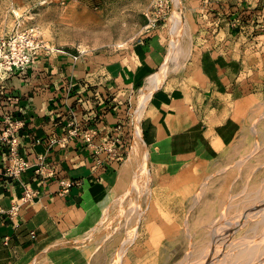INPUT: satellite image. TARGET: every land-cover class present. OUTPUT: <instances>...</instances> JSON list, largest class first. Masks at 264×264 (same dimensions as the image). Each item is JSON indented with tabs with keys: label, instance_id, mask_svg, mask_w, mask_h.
I'll return each instance as SVG.
<instances>
[{
	"label": "crops",
	"instance_id": "1",
	"mask_svg": "<svg viewBox=\"0 0 264 264\" xmlns=\"http://www.w3.org/2000/svg\"><path fill=\"white\" fill-rule=\"evenodd\" d=\"M228 6L231 17L226 25L232 35L217 36L214 42L222 46L205 50L197 63L206 86L226 99L244 91V86L264 88V79L258 83L257 77L246 84L247 72L264 75V35L259 30L264 23V0H230ZM4 11L0 4V12ZM239 14L247 33L242 37L230 27ZM211 15L215 14L203 19L211 24L209 31H215L221 18L211 19ZM167 54L159 32L104 60L88 53L75 60L76 52H44L26 73L6 74L0 81V123L7 116L18 123V153L31 163L20 176L0 174V264H92L82 241L100 223L122 163L102 155L104 163L98 165L93 148L80 138L72 136L66 147H50V137L96 126L101 136L119 129L130 138L138 124L129 114L133 100L138 97L139 103L143 91H153L142 110V131L153 170L169 177L180 175L196 164L214 162L235 142L241 131L236 116L246 99L235 100L236 112L231 115L225 116L222 103L216 116L205 118L198 102H188L182 89L170 87L174 72L169 71L156 88ZM9 151L10 147L0 148V168L10 164ZM40 155L46 165L57 163L56 176L36 174ZM26 186L39 195L12 215L11 208Z\"/></svg>",
	"mask_w": 264,
	"mask_h": 264
},
{
	"label": "rangeland",
	"instance_id": "2",
	"mask_svg": "<svg viewBox=\"0 0 264 264\" xmlns=\"http://www.w3.org/2000/svg\"><path fill=\"white\" fill-rule=\"evenodd\" d=\"M176 3L175 0H0V4L5 6V11L0 12V39L9 35L20 22L22 30L39 28V40L44 44L39 49L40 53H44L45 46H48L54 52L85 51V54L104 60L118 50L132 47L149 34L161 32L167 52L173 37L181 47L178 50L179 59L168 64L170 73L174 72L169 77L170 87L182 89L180 92L188 102H198L203 108L205 118L216 116L222 103L226 116L236 112L237 98L242 97L247 101L241 113L236 116L241 131L235 142L214 162L196 164L180 175L165 176L148 164L151 180L145 183L148 180L146 177L145 180L140 179L136 185V178H140L139 168H142L143 157L140 156L139 159V156L134 155L131 143L122 162L118 182L110 190L104 203V215L96 228L82 241L92 264H187L186 253L191 251L192 255L197 251L196 246L191 247L188 243L200 237L195 222L199 216L204 217L211 206L216 210L214 216L217 217L215 225L212 226L214 229L224 232L222 235L226 234L224 237L232 240L246 235L248 229L239 228L240 223H244V218L237 219L240 215L251 212L255 204L244 203V187L235 188L234 184L244 185L247 173L251 180H246L245 185L249 187L247 189L255 193L261 188V199H264V88L248 85L244 86L241 93H231L227 99L222 98L206 86L197 65L205 50L222 46V43L214 42L217 36L228 38L232 35L226 25L231 17H228L231 10L228 6L230 0H179ZM161 9L162 15L167 14V17L165 21L159 22L157 28H153L150 24L160 14ZM174 11L181 13V19L171 29L170 22ZM211 13L215 14L209 17L211 19L226 18L224 22H217L215 31H209L211 24L203 19V16ZM234 30L235 27H232V31ZM233 34L242 37L247 33L235 31ZM210 36L215 39L210 41ZM253 75H248L247 72L246 84L255 82L256 77L258 83L264 79V75ZM5 77L0 69V81ZM145 92L140 94L139 99ZM133 102L134 119L136 121L140 117L138 119L141 123L138 126L143 128L144 113L142 110L138 113V97ZM254 120H258L257 123L254 124ZM255 149H258L257 153ZM228 150L231 154H228ZM243 160L245 162L242 163ZM204 181L207 185L201 187ZM199 190H203V196L199 204H195L192 198ZM222 199L225 207L221 212L217 203ZM232 229L235 231H231ZM191 231L194 233L193 238L189 235ZM207 232L211 235L213 233L210 229ZM252 234L251 232L250 235ZM208 237L206 236L207 239Z\"/></svg>",
	"mask_w": 264,
	"mask_h": 264
},
{
	"label": "built area",
	"instance_id": "3",
	"mask_svg": "<svg viewBox=\"0 0 264 264\" xmlns=\"http://www.w3.org/2000/svg\"><path fill=\"white\" fill-rule=\"evenodd\" d=\"M264 18V7L262 12ZM167 14L162 15V9L160 14L151 22L153 28H157L159 22L165 21ZM242 15L233 20V24L230 26L235 27V30L239 33H245V27L243 25ZM149 25V27H150ZM22 24L18 22L11 33L4 38L0 39V69L4 74H15V73H26L29 68L39 59L41 55L39 49L44 46L43 41L39 40L40 30L38 27H33L31 30H22ZM259 30L264 35V23L259 24ZM45 52H54L48 46H45ZM85 51H80L78 55L74 56L75 60H78L81 55H84ZM132 108V105H131ZM131 119L134 113H130ZM137 121V120H136ZM19 125L12 120V117L7 116L4 121L0 123V148L10 147V151L6 153V157L9 159L10 164L4 168H0V174L6 175L7 177L13 178L20 176L26 172L30 167L31 163L26 160L23 156L18 153V147L21 145L19 138ZM76 136L80 138L85 144L93 148L94 155L96 156V162L98 165H103L104 160L101 159L102 155H107L110 160L117 163H122L128 152L129 146L134 141V133L131 134L130 138H125L122 135L121 130L116 132L108 133L101 136V132L96 126H88L84 129L75 128L69 131L68 135L57 137L53 136L48 139L50 147L55 145L66 147L70 138ZM101 137V138H100ZM101 139L98 142V139ZM37 169L36 174L44 178H51L57 175V163L46 165L43 156H37ZM8 182V181H6ZM73 183H67L66 188H70ZM39 192L26 186L23 195L13 204L10 213L16 214L20 207L24 204L31 203L37 198Z\"/></svg>",
	"mask_w": 264,
	"mask_h": 264
},
{
	"label": "bare ground",
	"instance_id": "4",
	"mask_svg": "<svg viewBox=\"0 0 264 264\" xmlns=\"http://www.w3.org/2000/svg\"><path fill=\"white\" fill-rule=\"evenodd\" d=\"M176 4H178L179 0L176 1ZM177 11H174V14L172 15L171 18V22H170V28L174 29L176 27V25L178 24V22L181 19V13H175ZM89 31V30H88ZM97 33V32H96ZM79 35V34H78ZM88 36V35H87ZM181 47L178 46L175 37L172 38V42H171V46L169 48L166 60H165V64L162 67V70L160 72V76H159V80L156 81V88L160 86L161 82L166 78V76L169 73V66L168 64L171 61H176V59L180 56L178 53V50ZM184 52V51H183ZM181 53L182 55H184V53ZM178 54V55H177ZM179 59V58H178ZM153 91L150 92H145L140 99V106H139V110L138 113L143 110L147 103L149 102V99L152 95ZM146 109V108H145ZM264 112V111H263ZM142 113V112H141ZM144 113V112H143ZM138 115V114H137ZM257 115V114H255ZM262 115V114H261ZM139 116V115H138ZM137 116V117H138ZM259 117V115H258ZM263 117V115H262ZM260 117V118H262ZM140 118V117H138ZM137 118V121L139 123L140 119ZM142 118V116H141ZM250 121V120H249ZM255 121V120H254ZM258 120H256L254 122L257 123ZM262 121V120H261ZM260 122V121H259ZM249 124V123H248ZM252 124V127L253 125ZM250 125V124H249ZM256 126V125H255ZM254 126V127H255ZM262 126V124H261ZM262 128V127H261ZM250 129V128H249ZM255 129V128H253ZM247 130V128L245 129V131ZM254 131V130H253ZM257 131V130H255ZM247 132V131H246ZM249 133V132H248ZM251 133V132H250ZM258 133V132H257ZM247 137V136H246ZM257 138V137H256ZM254 140V139H253ZM260 140V139H259ZM255 141V140H254ZM251 142V141H250ZM243 143V142H242ZM257 144V143H256ZM253 145V144H252ZM257 148L259 147V142L257 144ZM240 146V145H239ZM238 146V147H239ZM256 146V145H255ZM254 146V148H256ZM263 148V147H262ZM134 150V155H136L137 157L140 156L143 157V162H142V168H139V175L140 178H136V182L135 184L138 185L139 180L144 179L146 177H148V180L146 179L148 183L151 179H150V173H149V156H148V152L146 150V143L144 141V136H143V131L142 128L140 126H138V124L136 125L135 128V132H134V141H133V149ZM234 150V149H233ZM238 149L236 148V151ZM260 150V149H259ZM256 151V149H255ZM258 151V149H257ZM257 151L255 153H257ZM229 152V150H228ZM238 152V151H237ZM253 152V151H252ZM254 153V152H253ZM228 154H231L230 152ZM251 155V154H250ZM253 156V155H252ZM251 156V157H252ZM245 159V158H244ZM252 159V158H251ZM262 159V158H261ZM260 159V160H261ZM242 163L245 162V160L241 161ZM240 162V163H241ZM261 162V161H260ZM259 164V163H258ZM264 165V164H263ZM211 167V166H210ZM253 167V166H252ZM251 167V168H252ZM255 167V166H254ZM248 169V168H247ZM253 169V168H252ZM251 169V170H252ZM257 169V168H256ZM255 169V171H256ZM246 170V169H245ZM251 170H248L251 171ZM262 170V169H261ZM255 173V172H254ZM252 173V174H254ZM261 173V172H260ZM246 174V173H245ZM251 174V172H250ZM262 174L264 175V172H262ZM252 176V175H251ZM259 176V175H258ZM214 177V176H212ZM242 177V176H240ZM253 177V176H252ZM251 177V178H252ZM261 177V175H260ZM210 178V177H209ZM250 175L249 173H247V175L244 178L245 184L246 182L250 179ZM243 179V177H242ZM145 180V179H144ZM247 180V181H246ZM210 181V180H209ZM248 181V182H249ZM263 181V180H262ZM144 183V184H145ZM212 183V182H211ZM240 183V182H239ZM210 184V183H209ZM239 185V184H234L235 188H239L240 186L244 187V197L243 201L244 203L250 204V203H254L255 206L253 208H251V212H246L245 214H242L238 217L237 220L244 218V223H240V227L239 228H244L246 227L247 233L246 235L233 239L232 238H225L226 234H224V236L222 235L223 233H220L219 229H214L212 226L215 225L216 223V218L214 216L215 213V209H213V207L211 206L208 211L206 212L205 216L200 218L195 222V228H197V233H199L200 237H196L197 239L194 238V240H191V238L194 237V233L191 231L189 233L190 235V242L188 243L189 245H191V247H197V251H192L194 254L191 255V251H188L185 255V260L187 261V264H264V199H261V188H258L257 191L252 192L249 191L247 189V185ZM149 185V184H146ZM145 185V186H146ZM207 182L204 181V184H202L201 187L206 186ZM200 187V188H201ZM252 187V186H251ZM208 188V187H207ZM249 188V187H248ZM202 189V188H201ZM246 189V190H245ZM205 190V189H204ZM209 190V189H208ZM212 190V189H211ZM207 192V191H206ZM209 192V191H208ZM215 192V191H214ZM216 193V192H215ZM205 194V193H204ZM213 194V192H212ZM254 194V195H253ZM263 194V193H262ZM203 196V190H199L197 191L194 195H193V201H195V204H199V202L201 201ZM209 196V195H208ZM218 196V195H217ZM211 197V196H210ZM204 198H206V196H204ZM221 199V198H220ZM207 200V198H206ZM213 200V199H212ZM208 201V200H207ZM206 201V202H207ZM214 201V200H213ZM219 201V200H218ZM187 202V201H186ZM185 202V203H186ZM205 202V201H204ZM224 200L222 199L221 201H219L217 203L218 205V209L222 212V209H224ZM215 203V202H214ZM256 203H259L258 205H256ZM183 204V203H182ZM201 204V203H200ZM208 204V203H207ZM205 205V204H204ZM213 205V204H211ZM209 206V205H208ZM216 206V205H215ZM204 207V206H203ZM206 207V206H205ZM194 209V208H193ZM187 210V209H186ZM191 210V209H190ZM201 210V209H200ZM199 211V210H198ZM176 212V211H175ZM218 212V211H217ZM190 213V212H189ZM204 214V213H203ZM202 214V215H203ZM185 215V213H184ZM188 215V214H187ZM201 215V214H200ZM194 216V215H193ZM197 217V216H196ZM185 218V217H184ZM187 219V217H186ZM194 219V218H192ZM190 220V217H189ZM214 220V221H213ZM216 220V221H215ZM184 221V220H183ZM139 222V221H138ZM138 224V223H137ZM191 224V223H190ZM189 225V224H188ZM187 225V227H188ZM185 226V225H184ZM190 226V225H189ZM193 226V225H192ZM228 227V226H227ZM238 227V226H237ZM207 229H210L213 231L212 235L211 234H207ZM196 230V229H195ZM235 231V229H232L231 231ZM237 230V228H236ZM245 230V229H244ZM194 231V230H193ZM253 233L252 235H250V233ZM181 233V232H180ZM236 234V233H235ZM183 235V234H182ZM211 235V236H210ZM229 235V234H227ZM232 235V234H231ZM230 235V236H231ZM241 234H239L240 236ZM204 236V237H203ZM206 236H210V238L208 237V239L206 238ZM229 236V237H230ZM234 236V235H233ZM177 237V236H176ZM183 237V236H182ZM203 237V238H202ZM235 237V236H234ZM184 239V238H183ZM210 239V240H209ZM185 241V239H184ZM186 243V242H185ZM186 246V245H185ZM184 248V247H183ZM193 249V248H192ZM191 249V250H192ZM183 250V249H182Z\"/></svg>",
	"mask_w": 264,
	"mask_h": 264
}]
</instances>
